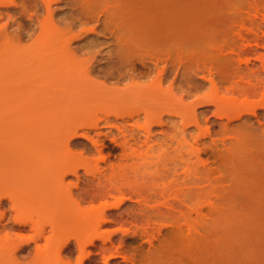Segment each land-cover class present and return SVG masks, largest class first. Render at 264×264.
I'll return each instance as SVG.
<instances>
[{"label": "rangeland", "instance_id": "obj_1", "mask_svg": "<svg viewBox=\"0 0 264 264\" xmlns=\"http://www.w3.org/2000/svg\"><path fill=\"white\" fill-rule=\"evenodd\" d=\"M13 127L36 163L67 141L110 180L65 178L101 223L84 264H264V0H0V132ZM1 213L2 238L31 237Z\"/></svg>", "mask_w": 264, "mask_h": 264}, {"label": "bare ground", "instance_id": "obj_2", "mask_svg": "<svg viewBox=\"0 0 264 264\" xmlns=\"http://www.w3.org/2000/svg\"><path fill=\"white\" fill-rule=\"evenodd\" d=\"M122 50H124V49H122ZM128 51L129 50H127L126 53H128ZM121 53H123V51ZM90 68H92V67H90ZM90 68H88V69L91 72ZM244 70H246V69H244ZM240 72H242V71H240ZM244 72H242V73H244ZM86 73H87V71H86ZM245 75H247V74H245ZM108 119L110 120V118H108ZM104 121L106 122V119ZM107 123H109V121H107ZM148 127L146 129H148ZM9 129L4 131V132H0V213H1V210L5 207L6 203H9L11 212L14 214L13 215L14 216L13 222L17 225V227L19 226L20 230H21V228H23V231H24V229L29 228L30 229V230L28 229L29 234L31 235V233H32V235H31V237L30 236L28 237L30 239L26 238L27 240L25 239V240H21V241L19 240L18 241L16 238L15 242H16V240L18 241L16 243H13L14 238H12L11 236H8L9 234H6L7 236L5 237V239L0 236V264H74V263L75 264H84V257L89 258V257L85 256V253L87 252L86 248H87V246L94 245L97 242V241L95 242V236L98 235L97 232L99 230V226L101 225V223L97 221V223H94L92 225L89 224V220H88L89 217L91 215L95 214L96 211L93 210V208H91V209L83 208V206H82L83 204L81 205L78 202V200L80 198L78 200H77V198H75L76 194L74 195V189L80 188V190H81V187H79V184H77V183H80V181L78 182V180H77L76 184L67 185V183H65L66 182L65 178L68 175L72 174V175H75L77 177V179L80 180V178L78 177L80 169H84L87 172L86 175L90 174L89 169H88L90 162L84 161V160L78 158L77 156H75L73 153H71L72 149L69 148L70 144L67 143V141H66V143H65L66 144V153H65L64 157L61 158L59 161H55V162L49 163V164H46L44 162L36 163L37 162L36 161V157H37L36 146H38L39 143L35 140L34 137H30L29 140L27 139L25 141L26 144H24V147L20 146V145L16 144L17 136L21 132L20 129L14 128V127L11 128L10 130ZM78 130L79 129L75 128L71 133H69L68 136H70V134L72 136H76L79 132ZM119 131H120V128H119ZM126 131L127 130H125V129L123 130L124 133H126ZM151 131L152 130H150V132ZM123 132L120 131V133L124 134ZM150 132L148 129V133H150ZM127 133H129V131ZM144 133L147 134V131ZM85 134H86L85 135L86 137L90 138V136H88L89 132H86ZM125 135L126 134H124L123 137ZM119 136L122 137V135H119ZM117 137H118V135H117ZM127 137H129V136H127ZM145 137L147 139L145 141L149 142V140L151 138L148 137V134ZM70 138H72V137L70 136ZM88 140L93 141V139L91 140V138ZM99 140L100 139H98V141ZM131 141H129V142H131ZM145 141H143L144 145L148 146L149 144L146 142L147 143V145H146ZM140 147L143 148L141 146V144H140ZM148 147H150V146H148ZM135 148H133L132 146L129 148L130 151L132 152V154H136V152L138 151V149L136 148L137 149V151H136ZM141 148L139 149V152H137V154H140V151L142 150ZM149 149L151 150L154 148L150 147ZM141 152L143 153V151H141ZM40 153H41V151H40ZM142 155H144V154H142ZM136 156H138V155H136ZM146 156L150 157L149 154ZM146 156H144V157H146ZM149 157H147L148 160H149ZM144 159H146V158H144ZM150 159H151V157H150ZM130 160H132V159H130ZM133 161H136V159H134ZM146 161H147V159H146ZM149 162L150 161H148V163ZM134 163L138 164V162H133V166H134ZM142 163L144 165L146 164V162L145 163L142 162ZM97 165H98V163H97ZM97 165H95V163H94V168ZM140 165H141V158H140L139 166ZM98 167H99V165H98ZM134 167L136 169V172L138 171V169L139 170L142 169V168L140 169L136 165ZM127 169H126V171L129 172V170H127ZM97 170H99V169L97 168L94 172H91V174H90L92 176L93 175L95 176V174H97L94 178L91 177L92 178L91 179L89 177L91 180L89 178H87L85 180L87 181V183H90L91 185L96 183V181H97L98 183H96V184H98V186H100V184H101V186L104 187V184H102V182H101V181H103V179L97 177L98 173H100V170L99 171H97ZM138 172H140V171H138ZM92 173H95V174H92ZM124 173L119 174V175L122 176V175H124ZM103 174L104 173H102V174L100 173V175H102V177L104 176L107 179L106 183L109 184L110 182H108V181H110V180ZM125 174H128V173H125ZM135 174L138 175L139 173H135ZM134 175H131V176L133 177ZM136 175H135V177L137 179H139V177L141 176L140 175L137 177ZM131 176L129 177L128 181H130ZM84 178H85V176H84ZM112 178L113 177L111 176L110 179H112ZM142 178H143V176H142ZM93 179H97V180H93ZM106 179H104V181ZM144 179L146 180V182H148V180L146 178H144ZM85 180H82V181L85 182ZM113 181L115 182V180H112V182H111V185L113 183L112 186L115 185V183ZM184 183L187 186V184H188L187 181H184L183 184ZM200 183L202 184V182H200ZM107 186L108 185H106L105 187H107ZM112 186L109 188L111 189ZM87 187H86V190L88 189ZM95 188L98 189L97 185L95 186ZM114 188H116V186ZM96 189H94V190L97 191ZM113 189H111L109 191H112V193H114V191L116 189L115 190H113ZM91 190H92V188H91ZM82 191L84 192V189ZM109 191L107 190V192H109ZM117 191H119V189ZM195 191L197 192V190H195ZM200 192L198 191V193H200ZM104 193L105 192H103V194ZM119 193H120V191H119ZM77 196L79 197L80 195H77ZM89 196H91V195H89ZM157 196H158V194H157ZM135 197H136V195H135ZM135 197H133V198H135ZM86 198H88V196ZM158 198L160 199L161 196ZM84 199H85V197H84ZM90 199H91V197H90ZM162 199H165V198H162ZM86 201L88 202V200H86ZM154 201H155V199H154ZM160 201H161V199L159 200V202ZM85 202H82V203H85ZM118 202H121V201L118 200ZM118 202H116V203L118 205H120V203H118ZM159 202L155 201V203H159ZM91 203H93V200H91ZM91 203H89V204H91ZM160 203H161L160 207L163 206V203L162 202H160ZM165 203H164V205H166ZM117 204H114V206L117 207L118 206ZM121 204H122V202H121ZM168 204H170V201H168ZM105 208L103 206V211L105 210ZM158 209H160V208H158ZM158 209H156V213L159 211ZM161 211H163V210L160 209V212ZM0 215L3 218L5 214L1 213ZM1 222H2V220L0 219V224H1ZM2 227H4V226H2ZM48 228H50V229H48ZM2 230H3V228H2ZM48 230H50V231H48ZM48 233H50V234H48ZM47 234L49 236H47ZM10 238L12 241L10 240ZM71 239H73V241H74V239L76 240V243H77L76 246H72ZM42 241L45 244V246H43V247H42V245H44V244H41ZM14 244L15 245L17 244V245L13 246ZM32 245H33L32 251L30 250V253L32 252L31 254H33L32 257L25 258V259L17 257L18 253L24 252L26 249L30 248ZM97 247L101 248V247H103V245L101 247H99V246H97ZM75 250H77L76 252H78L77 254L80 255V257L76 259L77 262L75 261L72 263V261H74V260L72 259V261H71L70 257L72 258V256H69V255H71ZM107 252H106V254H107ZM64 254H66V256H69V257L65 256V258H64L63 257ZM26 257H28V256H26Z\"/></svg>", "mask_w": 264, "mask_h": 264}]
</instances>
